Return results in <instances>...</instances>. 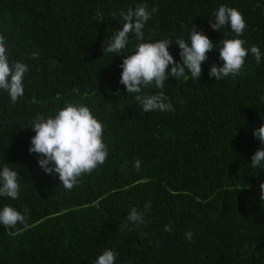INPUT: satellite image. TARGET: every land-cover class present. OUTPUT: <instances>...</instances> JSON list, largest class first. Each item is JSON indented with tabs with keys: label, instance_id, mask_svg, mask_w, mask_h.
<instances>
[{
	"label": "trees",
	"instance_id": "1",
	"mask_svg": "<svg viewBox=\"0 0 264 264\" xmlns=\"http://www.w3.org/2000/svg\"><path fill=\"white\" fill-rule=\"evenodd\" d=\"M141 4L158 8L143 42L171 38L178 63L175 40L190 44L194 25L214 42L198 81L186 72L143 89L163 91L174 111L144 112L120 83L134 33L121 53L103 52L121 14ZM221 5L243 14L249 54L243 74L215 80L219 42L236 36L230 25L211 27ZM0 35L10 61L29 66L16 103L0 89V171H17L20 184L18 199L0 196V209L12 205L27 225H0V264H95L109 249L115 264H264V168L251 164L262 147L254 132L264 126V0H0ZM68 103L88 106L104 124L109 151L71 190L29 152L33 118ZM132 208L145 223L127 221Z\"/></svg>",
	"mask_w": 264,
	"mask_h": 264
},
{
	"label": "clouds",
	"instance_id": "2",
	"mask_svg": "<svg viewBox=\"0 0 264 264\" xmlns=\"http://www.w3.org/2000/svg\"><path fill=\"white\" fill-rule=\"evenodd\" d=\"M146 5H138L135 10L129 8L126 14H121L123 27L116 30L109 40L107 48L103 45V52L119 54L129 43L130 33H134L138 41L133 54L126 55L120 67L122 74L120 83L126 88L127 93L134 94L146 113L154 110L174 111L171 103H166L168 97L163 91L154 95H143L145 87L154 86L164 88V83L173 77L180 81L186 72L190 73V79L196 81L202 75V64L208 59L207 53L213 50L214 42L204 33L197 30L196 26L190 34V44L183 39L175 40L181 50L178 63L170 53L169 47L173 40L166 38L155 42H143V29L152 13ZM215 22L211 27L219 31L222 27L230 25L235 38L220 40L219 57L223 66L213 64L209 76L215 80L243 74L245 60L249 49L245 47L246 41L241 39L246 28L243 14L234 7L221 5L215 13ZM257 64H260L262 53L253 45L250 48ZM39 53H33L36 58ZM171 65V71L168 69ZM29 71V66L21 61H10L9 51L6 46V38L0 35V89L6 91L12 103H16L24 95V78ZM32 130L35 135L31 138L30 153L40 156L39 165L47 174L56 173L65 189L71 190L80 182L84 174H90L100 165H103L108 157V145L104 142V124L98 120L88 106L83 104H66L54 116L45 118L37 115L33 118ZM262 147L252 156V166L264 168V126L258 127L254 132ZM140 161H135V167H140ZM50 165H54L50 166ZM262 199H264V183L260 185ZM20 184L18 172L5 165L0 171V196L9 197L12 200L19 198ZM145 209H150V203L145 204ZM127 221L140 225L145 223L144 215L137 208H132L127 216ZM18 223L26 225V217L12 205H5L0 209V225L15 227ZM127 227L125 224L120 230ZM171 226H165L164 231L171 232ZM192 232L185 233L186 239H192ZM118 253L114 250H105L99 255L95 264H115Z\"/></svg>",
	"mask_w": 264,
	"mask_h": 264
}]
</instances>
